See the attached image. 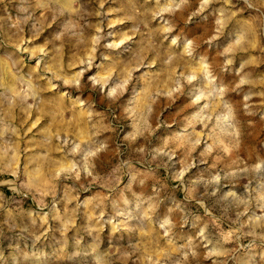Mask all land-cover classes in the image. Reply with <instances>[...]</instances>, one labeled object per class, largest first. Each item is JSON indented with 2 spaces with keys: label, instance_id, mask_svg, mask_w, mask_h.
Instances as JSON below:
<instances>
[{
  "label": "rangeland",
  "instance_id": "rangeland-1",
  "mask_svg": "<svg viewBox=\"0 0 264 264\" xmlns=\"http://www.w3.org/2000/svg\"><path fill=\"white\" fill-rule=\"evenodd\" d=\"M0 264H264V0H0Z\"/></svg>",
  "mask_w": 264,
  "mask_h": 264
},
{
  "label": "crops",
  "instance_id": "crops-1",
  "mask_svg": "<svg viewBox=\"0 0 264 264\" xmlns=\"http://www.w3.org/2000/svg\"><path fill=\"white\" fill-rule=\"evenodd\" d=\"M50 101L51 102H48V104L44 102L43 107L45 110H48L49 108V110L57 111V110H62L63 107H64V111L68 110V107L65 106V103L63 104L62 100L56 101V98H53ZM73 102L76 103L73 104ZM88 110L89 109L86 106L81 105V99L73 100L70 104V112H71L70 125L72 127L71 133L73 132L74 136H76L78 140H81L82 134H85L87 131L86 129L88 126V121L86 115L88 113ZM65 122L68 123V119L65 118Z\"/></svg>",
  "mask_w": 264,
  "mask_h": 264
}]
</instances>
